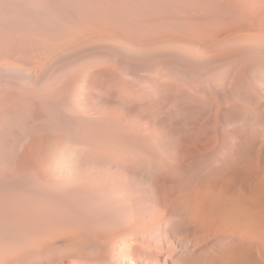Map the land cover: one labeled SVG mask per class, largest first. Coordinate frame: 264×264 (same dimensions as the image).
<instances>
[{
	"label": "bare ground",
	"instance_id": "6f19581e",
	"mask_svg": "<svg viewBox=\"0 0 264 264\" xmlns=\"http://www.w3.org/2000/svg\"><path fill=\"white\" fill-rule=\"evenodd\" d=\"M0 264H264V0H0Z\"/></svg>",
	"mask_w": 264,
	"mask_h": 264
}]
</instances>
